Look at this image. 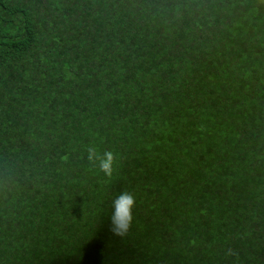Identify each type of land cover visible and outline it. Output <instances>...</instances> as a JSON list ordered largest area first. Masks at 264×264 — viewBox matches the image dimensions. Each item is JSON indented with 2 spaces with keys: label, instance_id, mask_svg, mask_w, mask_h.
Masks as SVG:
<instances>
[{
  "label": "trees",
  "instance_id": "16d2710c",
  "mask_svg": "<svg viewBox=\"0 0 264 264\" xmlns=\"http://www.w3.org/2000/svg\"><path fill=\"white\" fill-rule=\"evenodd\" d=\"M0 264H264V0H0Z\"/></svg>",
  "mask_w": 264,
  "mask_h": 264
},
{
  "label": "clouds",
  "instance_id": "9594fccd",
  "mask_svg": "<svg viewBox=\"0 0 264 264\" xmlns=\"http://www.w3.org/2000/svg\"><path fill=\"white\" fill-rule=\"evenodd\" d=\"M86 151L88 161L98 166L99 171L110 179L118 165L117 154L111 150H104L101 153L95 145L88 146ZM110 207L112 212L109 217V231L113 236L123 239L132 227L136 197L132 192L123 190L112 198Z\"/></svg>",
  "mask_w": 264,
  "mask_h": 264
}]
</instances>
